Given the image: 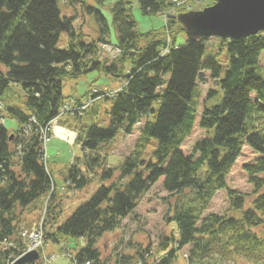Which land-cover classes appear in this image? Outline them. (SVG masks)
Instances as JSON below:
<instances>
[{
	"label": "trees",
	"instance_id": "1",
	"mask_svg": "<svg viewBox=\"0 0 264 264\" xmlns=\"http://www.w3.org/2000/svg\"><path fill=\"white\" fill-rule=\"evenodd\" d=\"M75 1L79 2L0 0V97L12 83L20 84L30 95L27 107L31 111L29 116L11 111L18 120L16 131L0 123V264L17 256L12 247L3 250L1 246L6 239L22 243L23 212L41 197H48L44 208L48 239L64 243L67 238H85L86 246L75 255V263L103 264L99 240L118 229L162 178L164 189L177 199L168 219L176 223L177 234L162 239L159 260H148L150 250H136L123 255L125 263L175 264L187 247V264L237 260L264 264V100L259 97L264 93L259 77L264 32L236 40L219 38L230 55L222 76L223 67L217 61L204 62L210 38L189 40L177 20L179 13L189 11L187 7H177L171 0H139L145 14L166 17L163 28L143 34L134 19L132 2L120 0L111 13L118 34L115 46L121 53L112 60L101 59V45L111 44L109 22L100 8L106 0H94L92 6L81 1L96 20L97 37L92 41L84 40V33L75 28V18L63 13L61 4L71 7ZM64 32L69 34L68 48L59 49ZM181 36L184 44L179 43ZM204 70L217 81L222 96L210 91L208 100L217 103L208 106L205 102L199 121L207 136L196 144L193 155L186 156L180 147L197 122L194 95ZM90 71L123 78L126 84L112 96L115 103L109 127L93 126L85 135L78 131L77 143L84 157L62 172L66 188L83 189L90 174L103 177L97 191L59 226L63 197L44 160L41 130L65 105V80H76ZM159 99L161 107L153 121L152 107ZM76 105L83 106L80 101ZM148 116L138 148L120 165L110 167L101 158V148L122 128L127 135L133 134ZM153 138L159 141L154 158L141 159L139 148ZM245 145L261 154L244 165L256 195L252 200L251 193L233 190L227 182ZM221 190L228 192L229 212L204 216Z\"/></svg>",
	"mask_w": 264,
	"mask_h": 264
},
{
	"label": "rangeland",
	"instance_id": "2",
	"mask_svg": "<svg viewBox=\"0 0 264 264\" xmlns=\"http://www.w3.org/2000/svg\"><path fill=\"white\" fill-rule=\"evenodd\" d=\"M81 1L84 0H79V2L75 1L74 5L71 7L62 3L63 13L75 18V28L78 32L84 33V40L92 41L91 39L97 37L96 20L83 7ZM86 1L89 6L95 5L94 0ZM118 1L120 0H106L104 5L100 7L109 22L111 30L109 40L112 45L118 44V34L113 25L111 13L113 6ZM128 1L132 2L133 16L137 22L139 32L143 34L148 33L152 30L161 29L166 25L165 16L153 17L147 15L142 11L139 0ZM180 1L188 2L190 4V1L193 0ZM213 3L214 0H205L203 5L206 4V6H208ZM195 7L197 6H193V8ZM68 42L69 34L64 32L61 34L57 47L59 49H67ZM179 43L184 44L185 38L181 36L179 38ZM100 56L101 59L106 58L112 60L116 58V54L113 51H108L106 48L104 49L103 45H101ZM207 56L204 62L210 58L217 61L223 67V76L228 67L230 58L227 46L222 45L219 38H210L207 41ZM260 64L261 69L259 71V77L264 82V52L261 55ZM125 84L126 80L123 78L106 76L104 73L98 71H90L76 80L67 79L64 82L63 93L65 102L70 104L72 101H80L84 103L87 108L78 116H63L53 127L66 143L60 142L57 137L53 136L49 137L45 145L47 166L56 181L59 194L63 197V201L59 202L62 208V214L58 223L59 226L64 224L74 212L97 191L101 185L100 183L103 177V174L97 176L90 174V182L83 189L72 190L71 188H66V183L62 178V172L84 157V151L81 145L76 144L78 134L73 129L75 128L85 135L93 126L102 128L109 127L115 103L112 96ZM211 90L219 91L222 96V90L217 81L211 77L209 71L204 70L203 79L198 83L194 95V101H196L198 105L197 122L192 135L188 137L180 147V151L186 156L193 155L196 144L207 136L204 129L200 127L199 121L204 109V103L206 102L208 106H213L217 103V101L212 98L208 100ZM95 91L104 95H100L91 100V93ZM259 97L264 100V93ZM29 99L30 95L25 91L22 85L12 83L6 94L3 97H0V103L2 104V107L0 108V123H3L10 131L18 130V120L16 117L11 116V111L17 110L16 112L29 116V114H31V111L27 107ZM161 103V99H159L153 104L151 120L154 121L156 119ZM148 118L149 116L144 117L142 122L135 127L134 132L131 135H127L123 128L120 129L115 138L101 148L99 151L101 158L103 160L106 158L110 167L114 168L120 165L124 159L129 157L138 148L137 143L141 137L142 128ZM261 119L259 118L258 120L263 123L264 127V117ZM158 143L159 141L153 138L150 142H147L144 147H140V158L146 161L154 158L153 152L158 147ZM260 156V153L256 152L250 146L245 145L241 156L231 169L227 179L228 185L231 189L245 194L251 193V200L256 195L252 193L254 192V189L248 182L247 175L244 171V165L255 162ZM262 175L264 176V174ZM163 180V178L160 179L150 189V191L141 199L134 212L123 219L122 224L118 229L104 234L99 240L98 247L102 252L103 264H130L125 263L122 257L124 254L132 255L136 250H142V252L150 250L148 260L151 262L160 259L161 254L158 252L159 244L162 239L173 233L177 234L176 223L168 220L172 213L173 204H176L177 199L164 189ZM47 199L48 197H41L23 212V224L22 227H20V230L34 227L38 223V220L44 212ZM183 201L180 202L183 203ZM246 207H248V203ZM229 208L230 200L228 192L226 190H221L215 194L210 206L205 211L204 216L208 214L223 215L227 213ZM240 214L241 212L237 215ZM47 231H50L49 227H47ZM61 243L63 242L56 244L50 241L46 247V254L48 256H53L54 254L57 255V259L53 260L51 264H71L70 257L66 255L67 253H65L63 249L68 253L77 255L80 250L86 246V239L67 238L63 244ZM187 249L188 248L185 247L181 250L179 259L175 264H187ZM230 264L252 263L237 260L232 261Z\"/></svg>",
	"mask_w": 264,
	"mask_h": 264
},
{
	"label": "water",
	"instance_id": "3",
	"mask_svg": "<svg viewBox=\"0 0 264 264\" xmlns=\"http://www.w3.org/2000/svg\"><path fill=\"white\" fill-rule=\"evenodd\" d=\"M177 20L191 41L202 38L241 39L264 32V0H217L201 10L180 13ZM37 251L15 264L38 261Z\"/></svg>",
	"mask_w": 264,
	"mask_h": 264
},
{
	"label": "built area",
	"instance_id": "4",
	"mask_svg": "<svg viewBox=\"0 0 264 264\" xmlns=\"http://www.w3.org/2000/svg\"><path fill=\"white\" fill-rule=\"evenodd\" d=\"M178 5L183 4L182 1L174 0ZM200 0H196V2H199ZM22 237L24 239V242L27 245V248L25 249V252L33 251L36 249H39L43 246L44 242V234H43V228L42 225L39 228H36L34 230L30 231H24L22 233ZM17 248V245H15ZM18 249H21V247H18ZM24 252V253H25Z\"/></svg>",
	"mask_w": 264,
	"mask_h": 264
},
{
	"label": "crops",
	"instance_id": "5",
	"mask_svg": "<svg viewBox=\"0 0 264 264\" xmlns=\"http://www.w3.org/2000/svg\"><path fill=\"white\" fill-rule=\"evenodd\" d=\"M53 136L57 137L60 142L66 143L54 129L51 131V137Z\"/></svg>",
	"mask_w": 264,
	"mask_h": 264
}]
</instances>
